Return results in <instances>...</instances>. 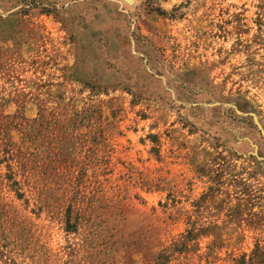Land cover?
<instances>
[{
    "label": "rangeland",
    "instance_id": "1",
    "mask_svg": "<svg viewBox=\"0 0 264 264\" xmlns=\"http://www.w3.org/2000/svg\"><path fill=\"white\" fill-rule=\"evenodd\" d=\"M0 264H264V0H0Z\"/></svg>",
    "mask_w": 264,
    "mask_h": 264
},
{
    "label": "water",
    "instance_id": "2",
    "mask_svg": "<svg viewBox=\"0 0 264 264\" xmlns=\"http://www.w3.org/2000/svg\"><path fill=\"white\" fill-rule=\"evenodd\" d=\"M128 3H131V0H126Z\"/></svg>",
    "mask_w": 264,
    "mask_h": 264
}]
</instances>
